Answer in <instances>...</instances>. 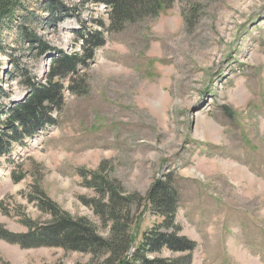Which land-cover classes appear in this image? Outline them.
<instances>
[{
  "label": "rangeland",
  "instance_id": "rangeland-1",
  "mask_svg": "<svg viewBox=\"0 0 264 264\" xmlns=\"http://www.w3.org/2000/svg\"><path fill=\"white\" fill-rule=\"evenodd\" d=\"M104 1H25L33 22L23 12L1 30L0 114L28 92L16 60L39 83L50 65L47 56L35 59L16 27L82 54L76 33L109 28ZM47 2L66 11L50 18ZM81 70L87 93L66 91L56 125L0 157V232L24 242L0 238V264H90L91 255L32 238L53 224L47 210L89 221L108 239L95 207L107 202L100 184L145 197L165 177L180 195L181 236L196 245L192 264H264V0H175L106 33ZM143 203L132 205L135 248L161 223ZM185 255L165 248L156 256Z\"/></svg>",
  "mask_w": 264,
  "mask_h": 264
},
{
  "label": "trees",
  "instance_id": "trees-1",
  "mask_svg": "<svg viewBox=\"0 0 264 264\" xmlns=\"http://www.w3.org/2000/svg\"><path fill=\"white\" fill-rule=\"evenodd\" d=\"M25 1L28 0H0V50L3 28L12 29L23 12H27L28 24L33 22L35 15L28 11ZM47 3L50 18H58L66 11L62 5ZM174 3L175 0L104 1L110 11L109 28L100 23L97 24L99 25L97 30H81L76 33L82 54H66L31 31L30 25L17 26V35L28 44L35 59L43 58L50 53H54L55 57L50 61L48 75L43 83L36 82L37 78L25 66L21 68L19 60L15 61V69L23 78V86L30 92V96L22 103L11 104L6 112H1L0 123L3 125L0 126V156L8 154L14 143L24 145L26 139L37 137L40 132L55 126L56 117L65 108L66 91L74 95L87 93L86 87L78 86L81 69H88L97 51L106 45V33L119 30L127 23L156 16L163 8H168ZM13 62L11 60V64ZM66 82L69 83L68 86ZM5 113L6 119L2 120ZM99 190L105 193L107 202L106 204L99 202L95 207L104 223L109 225L108 239L101 236L89 221L73 219L68 213L62 212L55 206L47 210L52 216L53 224L48 229L37 232L32 238L36 242H42L43 245L91 255L90 264H192L196 245L181 236L182 229L176 221L180 210V195L171 177L156 180L145 197L138 194L123 197L107 182L100 184ZM135 201L144 202V212H151V216L161 219L159 225L144 234L141 244L136 248L135 234L140 221L136 223L131 217L132 205ZM139 217L137 216V219ZM5 235L6 233L0 232L1 239L5 237V240L23 246V240ZM133 248H135L134 254L130 253ZM165 248L174 254L186 255L176 261L157 258L156 255ZM149 254L152 257H149ZM96 260L100 262L96 263Z\"/></svg>",
  "mask_w": 264,
  "mask_h": 264
},
{
  "label": "water",
  "instance_id": "water-1",
  "mask_svg": "<svg viewBox=\"0 0 264 264\" xmlns=\"http://www.w3.org/2000/svg\"><path fill=\"white\" fill-rule=\"evenodd\" d=\"M52 57L51 56H48V59H51ZM30 96L29 93H27L26 95L23 96V98L20 100V101H23L25 100L26 98H28ZM19 101H15V103H18Z\"/></svg>",
  "mask_w": 264,
  "mask_h": 264
},
{
  "label": "bare ground",
  "instance_id": "bare-ground-1",
  "mask_svg": "<svg viewBox=\"0 0 264 264\" xmlns=\"http://www.w3.org/2000/svg\"><path fill=\"white\" fill-rule=\"evenodd\" d=\"M20 100H21V98H20ZM19 101V100H18Z\"/></svg>",
  "mask_w": 264,
  "mask_h": 264
}]
</instances>
